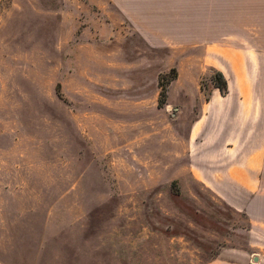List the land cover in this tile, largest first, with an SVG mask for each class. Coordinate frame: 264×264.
<instances>
[{
	"label": "rangeland",
	"instance_id": "374dc122",
	"mask_svg": "<svg viewBox=\"0 0 264 264\" xmlns=\"http://www.w3.org/2000/svg\"><path fill=\"white\" fill-rule=\"evenodd\" d=\"M147 42L89 0H0V200L118 216L125 264H264L261 63Z\"/></svg>",
	"mask_w": 264,
	"mask_h": 264
},
{
	"label": "crops",
	"instance_id": "0c3cea01",
	"mask_svg": "<svg viewBox=\"0 0 264 264\" xmlns=\"http://www.w3.org/2000/svg\"><path fill=\"white\" fill-rule=\"evenodd\" d=\"M89 1L110 14L111 21L136 31L149 45L181 46L182 61L187 63L189 58L191 63L199 62L203 56L205 61L261 63L264 70V0ZM220 47L229 50L221 54ZM218 70L224 73L222 68ZM221 96H216L217 107H221ZM206 147L211 149L214 144ZM201 151L197 147L193 152L200 167L204 165ZM14 200L11 210L0 200V264H125L121 250L125 239L122 236L119 243L118 238L124 226L118 216L111 219L116 222L112 230H102L99 217L87 208L83 212L76 207L80 212L67 214H35L21 207V198ZM153 254L150 264H163L155 258V250ZM202 264L238 262L235 256L218 254Z\"/></svg>",
	"mask_w": 264,
	"mask_h": 264
},
{
	"label": "trees",
	"instance_id": "16d2710c",
	"mask_svg": "<svg viewBox=\"0 0 264 264\" xmlns=\"http://www.w3.org/2000/svg\"><path fill=\"white\" fill-rule=\"evenodd\" d=\"M211 78H212L214 84L216 86H218L223 93H225L227 90L228 84H227V79H226L224 73L221 70H215L214 74L212 75ZM59 86L60 85L58 84V88H59ZM162 103H164V100L162 101Z\"/></svg>",
	"mask_w": 264,
	"mask_h": 264
}]
</instances>
